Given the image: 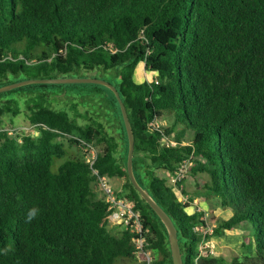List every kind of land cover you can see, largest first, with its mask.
I'll return each instance as SVG.
<instances>
[{
    "label": "trees",
    "instance_id": "16d2710c",
    "mask_svg": "<svg viewBox=\"0 0 264 264\" xmlns=\"http://www.w3.org/2000/svg\"><path fill=\"white\" fill-rule=\"evenodd\" d=\"M140 63L151 78L137 83ZM7 72L113 84L135 137V176L176 226L183 264H264V0H0V77ZM44 102L27 116L37 135L10 136L0 120V264H146L135 232L108 228L100 177L119 180L114 195L134 202L151 264H172L164 226L128 178L120 110L124 135H115L94 120L79 125L78 102L74 117ZM100 145L90 165L82 151ZM186 162L174 187L159 175L177 177ZM195 198L229 214L213 236L249 227L242 256L200 251L209 236L195 230L211 221L188 212Z\"/></svg>",
    "mask_w": 264,
    "mask_h": 264
},
{
    "label": "rangeland",
    "instance_id": "374dc122",
    "mask_svg": "<svg viewBox=\"0 0 264 264\" xmlns=\"http://www.w3.org/2000/svg\"><path fill=\"white\" fill-rule=\"evenodd\" d=\"M87 77L91 78L93 76L89 74ZM106 77L109 78L110 76L107 75ZM150 78L151 75L145 71L144 64L140 63L135 70L134 80L137 83H142ZM23 80H27L24 74L19 73L14 76L12 73L7 72L0 77V88ZM98 89H101V87H98ZM98 89L94 84H66L45 87L31 84L1 92L0 120L2 128L7 130L10 136H18L23 133L35 134L36 131H34L33 125L29 123L27 116L29 114V108L34 107L42 98V100L45 101L44 103L49 105L52 109L56 111H66L71 117L75 115V103L78 102L76 111L83 114V117L75 116L79 125H85L94 120L103 124L107 131L113 132L115 135H120L122 133L124 135V129L120 123L117 105L115 103L113 105L107 103L105 97H102L104 96L103 92L98 93L95 91ZM13 113H16V115ZM171 122V118L167 116L161 119L158 124L160 126H167L171 124ZM58 141L68 146V142L65 138H59ZM76 149L77 146L72 147L71 150L67 152L75 154L77 151ZM101 149L102 146L100 145L86 148L82 152L87 155L86 157H91L92 155H96ZM65 159L66 157L63 159H54L52 170L56 171L57 167ZM187 167H191V164L188 163ZM159 175L168 180L170 185L173 187L175 186V183L168 173L161 171ZM107 184L113 191L119 190L120 188V181L117 179H111ZM183 188L189 193L192 192L195 188L194 179L190 176H186ZM175 190L178 194H181L180 188H176ZM180 199L183 202L188 201L186 196L180 195ZM188 212H203L201 219L211 221L209 227L205 229V233H207L209 237L204 239V242L201 243L199 247L201 252L214 257H223L226 261H231L234 257L243 255V249L241 248L242 242L246 240V243H249L250 241L249 231L247 230L249 228L248 226H238L231 231L223 230L221 236H213L212 234L216 226L219 225L217 221L221 220L222 217L223 219L227 218V213L219 207L218 203H207L202 199L195 198L191 202ZM108 228L114 234H119L120 232V230L111 227V225ZM198 230L201 232L203 231V229L200 228H198ZM185 242L187 241L182 242V247Z\"/></svg>",
    "mask_w": 264,
    "mask_h": 264
},
{
    "label": "water",
    "instance_id": "95a60500",
    "mask_svg": "<svg viewBox=\"0 0 264 264\" xmlns=\"http://www.w3.org/2000/svg\"><path fill=\"white\" fill-rule=\"evenodd\" d=\"M39 84V85H66V84H94L101 85L109 89L115 96L121 113L122 122L124 125L126 138H127V155H126V170L130 183L134 189L139 193L145 203L152 209L158 217L167 232V240L169 244L170 257L172 264H183V254L178 239V232L172 219L161 208V206L154 200L150 193L141 186L138 182L133 168L135 137L133 134L132 126L125 105L113 84H110L101 76L98 78L89 77H63V78H41V79H27L13 84L6 85L0 88V93L9 91L24 85Z\"/></svg>",
    "mask_w": 264,
    "mask_h": 264
},
{
    "label": "built area",
    "instance_id": "2783aa9c",
    "mask_svg": "<svg viewBox=\"0 0 264 264\" xmlns=\"http://www.w3.org/2000/svg\"><path fill=\"white\" fill-rule=\"evenodd\" d=\"M35 134L37 135L36 132ZM170 145H174V143L170 142ZM95 158L96 155H92L91 157H86V161L90 165H92L94 163ZM188 163L191 164V162H186L184 168L180 169V173L177 174V177L171 176L172 181L174 183H176V181H178L179 179L183 178V173L187 170ZM94 172L97 174L96 171ZM99 182L103 188L105 194V200L108 203L109 225H111V227H115L120 231H125L129 229L131 232H135V234H137L138 237H134L133 241H135L138 247L137 250L138 261L141 263L151 264L152 262L151 253L143 250L144 237L142 234L144 230L141 222L140 213L135 210L134 202L127 200L126 198H117L114 195V191L112 190V188L107 184L108 181L105 177H100ZM195 231L200 232L203 236L206 235L205 229H203V231L201 232L197 228Z\"/></svg>",
    "mask_w": 264,
    "mask_h": 264
},
{
    "label": "clouds",
    "instance_id": "9594fccd",
    "mask_svg": "<svg viewBox=\"0 0 264 264\" xmlns=\"http://www.w3.org/2000/svg\"><path fill=\"white\" fill-rule=\"evenodd\" d=\"M37 133V132H36ZM38 134V133H37ZM35 215H36V210L35 209H32V210H30V212H29V219H31V218H33V217H35ZM110 226V225H109ZM108 226V227H109ZM205 236V235H204Z\"/></svg>",
    "mask_w": 264,
    "mask_h": 264
},
{
    "label": "crops",
    "instance_id": "0c3cea01",
    "mask_svg": "<svg viewBox=\"0 0 264 264\" xmlns=\"http://www.w3.org/2000/svg\"><path fill=\"white\" fill-rule=\"evenodd\" d=\"M226 213H227V212H226ZM228 216H229V214L227 213V218H228ZM227 218H226V219H227ZM222 219H223V217H222Z\"/></svg>",
    "mask_w": 264,
    "mask_h": 264
}]
</instances>
